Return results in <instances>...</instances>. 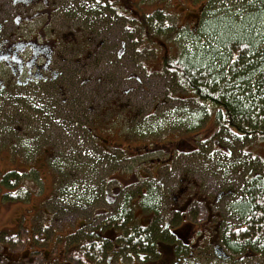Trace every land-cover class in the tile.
Wrapping results in <instances>:
<instances>
[{
    "label": "rangeland",
    "instance_id": "374dc122",
    "mask_svg": "<svg viewBox=\"0 0 264 264\" xmlns=\"http://www.w3.org/2000/svg\"><path fill=\"white\" fill-rule=\"evenodd\" d=\"M141 5L143 13L162 11L166 14L164 25L173 27L172 40L163 36L150 45L134 43L130 52L132 57L125 64H120L121 68L117 70L124 72L123 75L114 70L112 62L102 70L106 72L108 81L106 91L113 95L112 98L115 96L114 87L118 88L121 83L135 88L131 114L137 122L125 125L123 129L137 138L136 144L130 139H121L122 133L115 132L122 128L120 121L113 127V137L109 139L113 143L98 144L92 139L80 141L76 149L82 151L80 156L74 154L75 142L71 139H60L59 142L46 141L41 136L21 139L15 126L21 124L20 118L24 117L25 111L10 109L6 101L0 100V264H57V260L69 257V248L62 255L65 245L75 243V230L82 223H91L80 231L83 233L98 229L106 220H118L126 211L130 212L128 199L137 192L145 193L149 199L155 198L158 202L160 195L153 194V182L138 179V184L131 186L132 177H129L131 173L128 170L159 166L157 158L164 157V154L158 151L170 150L174 146L186 154L175 156L173 171L203 179L211 194H217L221 189L234 190L223 200L220 210L225 215V225L242 223L230 208L231 203L242 197V189L251 177L264 173V140L238 135L216 124L215 109L189 96L177 76L163 71L162 65L168 54L182 57L195 52L198 36L201 34L206 38L201 19L217 16L239 18L254 8L264 9V0H141ZM95 10L93 8L91 12ZM125 23L130 21L120 20L115 36L140 40L142 30L125 31L122 28ZM259 50L264 53V42ZM126 78L130 80L125 83ZM110 100L98 102V107L107 115L102 116L103 119L121 113V108L111 104ZM95 114L98 116L100 113ZM31 115L33 124L30 126L31 122H28L27 128L36 134L37 117ZM175 141L178 143L174 144ZM150 143L153 144L151 152L146 151L135 159H127L116 148V145L135 144L143 152V146ZM46 145L55 150L52 158L47 159L46 154L40 152ZM100 145L110 153H104ZM52 171L59 173V181L55 176L56 185ZM145 172L142 171L140 176H146ZM166 173L161 169L154 175ZM119 175L127 178L125 185L130 186L124 188V183L116 180ZM151 202L164 214L165 208L159 206V202ZM150 203L146 199V205L141 207L147 209ZM208 249L200 251L190 264H264V252L247 250L234 253L233 258L227 261ZM47 253L51 254L52 260ZM123 259L125 262L130 260L126 254ZM116 262L117 257L111 263Z\"/></svg>",
    "mask_w": 264,
    "mask_h": 264
},
{
    "label": "flooded vegetation",
    "instance_id": "af4514ba",
    "mask_svg": "<svg viewBox=\"0 0 264 264\" xmlns=\"http://www.w3.org/2000/svg\"><path fill=\"white\" fill-rule=\"evenodd\" d=\"M91 5L96 9L94 13ZM141 7V0H0V100L6 101L10 109L25 111L20 118L21 124L15 126L21 139L34 136L54 142L71 139L75 142L74 154L80 156L82 151H76L80 141L92 139L98 144L113 143L109 139L113 137V127L120 121L121 131L115 132L122 133L121 139H130L136 144L137 138L123 129L137 122L131 114L135 88L127 86L130 79L126 78V86L121 83L118 88L114 87L112 98L113 95L106 91L108 81L102 70L108 62H112L115 71L119 70L120 64L132 57L134 43L146 41L117 37L114 32L120 20L130 21L122 27L125 31L141 29L140 18L147 14ZM104 100L121 108V113L103 119L102 116L107 115L98 107V102ZM96 112L100 114L97 116ZM31 114L37 117L36 134L27 128L28 122L30 126L33 124ZM135 144L116 145V148L127 159H135L152 150V143L144 145L143 152ZM99 147L104 153H110L104 146ZM40 152L45 153L47 159L56 154L47 145ZM158 153L164 154L157 158L159 166L128 171L132 177L131 186L137 185L138 179L153 182V194L160 195L159 204L157 199L151 200L165 208L164 214L152 202L150 208H138L137 214L134 210L135 214L128 217L126 226L118 228L120 230L99 226L85 231L83 235L95 234L103 238V245L109 243L112 247L110 250L104 248L94 262L89 249H81L78 244L82 235L75 233V243H71L70 253L67 252L69 257L57 260V264H76L75 261L77 264H112L115 257L116 264H190L207 248L216 255L219 245L233 254L224 241L225 215L220 206L234 190L221 189L211 194L203 179L190 173L174 172L175 156L186 154L176 146ZM161 169L167 173L155 176ZM144 170L147 175L140 176ZM116 180L125 185L127 178L119 175ZM142 195L135 193L136 201ZM143 200L145 204L146 198ZM136 201L132 199L133 206L137 205ZM125 231L141 239L148 235L151 242L141 248L125 246L122 243ZM65 253L66 250L62 255ZM124 254L130 258L129 262L124 261Z\"/></svg>",
    "mask_w": 264,
    "mask_h": 264
},
{
    "label": "trees",
    "instance_id": "16d2710c",
    "mask_svg": "<svg viewBox=\"0 0 264 264\" xmlns=\"http://www.w3.org/2000/svg\"><path fill=\"white\" fill-rule=\"evenodd\" d=\"M164 15L156 11L140 18V37L145 43L151 44L163 36L172 40L173 27L164 25ZM201 25L208 40L200 34L195 52L182 57L165 56L163 71L177 76L187 94L197 102L215 109L216 124L238 135L264 139V53L259 50L264 42V9L254 8L239 18L201 19ZM242 191V197L230 207L242 223L228 226L224 241L235 253L264 252V173L251 177ZM144 198L151 202L152 198ZM129 210L132 212L130 207ZM130 212L126 211L116 221L106 220L100 227L120 230L118 228L126 226ZM102 239L95 234L79 238L78 244L81 249H89L92 262L103 254L104 248H112L109 243L103 245ZM150 242L148 235L141 239L126 231L122 239L125 246L139 248Z\"/></svg>",
    "mask_w": 264,
    "mask_h": 264
},
{
    "label": "water",
    "instance_id": "95a60500",
    "mask_svg": "<svg viewBox=\"0 0 264 264\" xmlns=\"http://www.w3.org/2000/svg\"><path fill=\"white\" fill-rule=\"evenodd\" d=\"M216 253L218 254V256H224L225 258L230 257V255L226 254L225 251H223V249H221L220 247L216 249Z\"/></svg>",
    "mask_w": 264,
    "mask_h": 264
}]
</instances>
